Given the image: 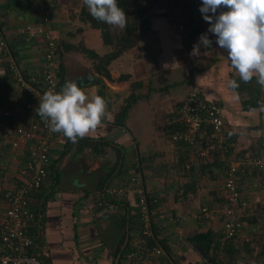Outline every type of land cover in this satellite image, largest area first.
<instances>
[{
  "label": "crops",
  "instance_id": "0c3cea01",
  "mask_svg": "<svg viewBox=\"0 0 264 264\" xmlns=\"http://www.w3.org/2000/svg\"><path fill=\"white\" fill-rule=\"evenodd\" d=\"M42 1L0 0V25L8 46L7 50L0 46V89L5 102L2 107H8L12 112L9 126L26 121L23 115L25 97L8 74V60H15L21 71L27 72L33 81L37 80L44 61L42 29L36 27V37L27 41L26 27L36 25L37 8ZM58 1L60 8L53 17L52 28L54 35L66 44L59 62L67 82H77L90 96L105 98L112 119L105 120L95 133L85 137L96 141V146L105 141L106 145L95 146L101 150L98 153L93 149L95 143L78 151V142L73 143L57 133L50 156L52 161L59 158L58 182L52 187L48 181L44 183L42 196L37 197L34 193L30 203L40 221L39 228L31 227L36 230L33 236L37 242L35 251L46 259L47 264H116L114 253L120 241L118 222L114 217L117 214L97 210L94 196L102 180L113 186H127L129 204L134 210V194L130 192L128 178L140 175L144 188L161 200V206L154 211L155 225L160 230L159 238H164L169 245L171 260L175 264H199L202 257L192 250L187 238L214 225L211 220L204 224L197 221V199L174 201L173 192L186 177L178 166L177 148L165 138V118L172 107L196 92L220 104L223 121L235 135L243 118L252 123L256 120L258 111H243L239 96L227 87L229 79L239 77L226 58L227 51L220 48L216 36L208 32L210 24L202 26L198 35L190 37L189 32H179L172 17L166 13L149 11L150 32L142 35L133 48L124 50L110 61L106 67L110 78H106L96 71L97 60L82 50L70 48L82 44L99 56L110 51L103 44L99 30L89 28L77 19L81 0ZM78 28L82 31L78 32ZM201 34H207L212 44L208 48L200 45L199 55H191ZM89 76L93 79L89 80ZM121 76L124 79H119ZM136 83L139 85L133 89L132 85ZM131 93L140 97L129 109L125 125L114 123V115ZM138 112L146 114L148 121L139 119ZM157 114L161 117L159 122L155 119ZM263 116L264 113L262 128ZM259 128L256 125L254 131ZM236 147L244 150L247 144ZM19 152L3 151L0 169L7 186L16 181L23 163L24 155ZM181 154L184 158V153ZM134 164L140 165L142 173H134ZM254 185L256 183L251 187ZM248 229L247 225L239 233L241 240L251 239ZM245 260L251 262L247 255L237 258L235 264H245Z\"/></svg>",
  "mask_w": 264,
  "mask_h": 264
},
{
  "label": "trees",
  "instance_id": "16d2710c",
  "mask_svg": "<svg viewBox=\"0 0 264 264\" xmlns=\"http://www.w3.org/2000/svg\"><path fill=\"white\" fill-rule=\"evenodd\" d=\"M170 3V11L168 12V16H174L175 11L178 10V18L171 19L172 23L176 24V27L185 22L183 21V17L186 15L189 9V5L191 0H166ZM50 3L54 4L55 12L50 14V22H49V30L55 44L54 48V68L56 70L57 75V92H59L67 79L65 77L63 66L59 59L62 56L63 50L66 48V44L58 39L56 35H54V30L52 28L53 25V17L60 8V2L58 0H44L39 3L37 8V22L36 25L33 26V30L36 32V27L41 28L42 30L45 29L44 22H43V12L39 9L42 5H48ZM148 0H118V5L124 9L127 18V25L124 29L114 28L104 22L97 21L94 19L87 9V7L83 4L81 0L80 9H78V13L76 14L77 19L81 21L84 25L88 26L92 29H97L100 31L101 39L103 44L106 47L110 48V51L102 56L95 54L94 52H90L86 50L83 45L81 47L70 46L71 49L74 50H82L86 52L89 56L97 60L95 64V69L97 72H101L106 78H110L106 67L113 59H116L118 56L122 54L124 50L133 48L139 41V38L150 32V16L148 15L149 4ZM165 15V14H164ZM182 18V19H181ZM181 19V20H180ZM202 26H194L193 28H188L186 24V30L183 32H189V36L193 37L198 35L200 32V28ZM2 27L0 25V36L5 42V47L8 49L5 36L2 32ZM78 32H81V28L77 29ZM4 38H3V36ZM27 35V33H26ZM27 37V36H26ZM43 39V33H42ZM27 40V39H26ZM190 40V39H189ZM28 41V40H27ZM45 44H44V56H45ZM63 47V48H62ZM69 48V46H68ZM67 48V49H68ZM6 49V50H7ZM15 61V60H14ZM16 63V61H15ZM44 63V61H43ZM8 74L13 79L12 73L8 67ZM40 69L38 78L36 81H33V78L25 71H21V75L24 81L31 87L39 89L41 87V75ZM119 79H124V77H120ZM239 83V88L235 89V93L240 98L241 108L243 111H254L260 110L262 100L263 91L260 85L256 82V79L250 83L242 82L239 77H234ZM16 84V83H15ZM100 84V82H99ZM138 83L132 85V88L138 87ZM19 87V86H18ZM24 94L25 100L27 98L26 92L24 89L20 88ZM1 90V89H0ZM195 93V99H198L200 102L210 103L212 101L206 99L201 94ZM139 95L131 93L125 104L121 106V109L115 114L113 122L119 125H125V120L127 119V113L131 106L137 101ZM3 97L0 98V106H4L5 102H3ZM203 102V103H204ZM183 103L180 102L175 112L172 113L171 120L166 122L164 133L167 140L172 141V135L176 132L183 133L185 127L183 126L184 123L180 122L179 118L181 117L179 113V106ZM8 110H10L7 107ZM200 114L202 111L200 110ZM222 116V115H221ZM223 119V118H222ZM11 117H7L5 121L6 125L8 126ZM224 122V121H223ZM225 124V123H224ZM226 126L222 129L223 137V146L221 152H224L225 157L232 156L235 158L236 152H233L236 146L234 143V139L236 135L233 134L231 131L225 130ZM215 131L210 126H201L200 129L196 130V138L206 139L208 136H212V133ZM173 145L178 148L176 158H178V166L180 167L181 173L184 175L185 180L178 183L177 187L175 188L173 195L174 201H181L187 200L190 198H195L199 201V210L197 214L203 213L200 218H197V221L204 224L211 220L214 226L211 225L209 229L205 232L196 233L194 235H190L187 238L189 245L191 246L192 250L198 253L200 256L201 254L197 251L194 245L200 247L206 254L207 258L202 257L201 262L199 264H235V260L237 258H250V263L245 260V264H264V200H256L254 194H248L247 186H252L255 178H259V181L264 180V170L258 169L257 166L254 165L253 161L261 159L264 161V144L258 145L255 149H244L240 150L236 156L247 155L248 151H254V153L249 154V158L253 160H248V157L245 156V159H237L243 162L238 170L236 171L237 175V192L239 194V204L237 207H233L228 200V196L225 192L224 182L227 175L228 165H226L225 159L220 155V153H213V156L210 158H201V159H192L191 154L194 150H196L195 146L187 145L182 139L178 141H172ZM218 143V141H214ZM95 143V145H94ZM104 142H99L97 146L104 145ZM260 144V143H259ZM93 146V149L96 153L100 152V149L96 147V141L89 139V138H81L78 141V151H81L84 147ZM106 145V144H105ZM31 146V142L23 148L20 153L24 155V160L28 155L29 147ZM96 146V147H95ZM95 147V148H94ZM4 150H10L9 145H5L3 148ZM51 152V150H50ZM181 153H184V158H181ZM23 158V157H22ZM240 158V157H239ZM190 159V160H189ZM2 160V158H1ZM23 160V161H24ZM59 162V158L56 160L51 159V164L47 170H49L48 175V183L50 187L58 182L59 179V168L57 163ZM250 162V163H248ZM132 169L134 173L140 174L142 173V169L140 165L134 164ZM109 174H107L108 176ZM106 176V177H107ZM261 179V180H260ZM141 181V180H140ZM142 183V181H141ZM210 183V185L208 184ZM258 183V182H257ZM259 185V183H258ZM105 187L113 186L110 182H106V180H102L97 187L95 198L93 200L95 207L99 211L111 212L116 213L117 215L114 216L118 222V228L120 231V241L114 253L116 264H120L124 261V256L131 250H137L141 248H147L153 246L156 241L164 249L167 259L171 260V253L170 248L165 239L159 238L160 230L155 225V210H157L161 205V200L153 195L150 191L144 188L146 197L149 203V209L151 211V228L153 230V238H145L141 234V224L138 220V210L130 206L129 200L122 198L121 196H116L114 194H104L100 195V191ZM261 184L254 188L251 187L253 190H260ZM35 190L31 193V197L36 193V196H42L43 191L41 189ZM202 188H208L207 192H201ZM99 200L103 202L102 205H98ZM113 204L115 206L114 210L108 211L107 206ZM31 208V206H30ZM205 208V212H202V209ZM258 215V216H257ZM232 218L234 223H237L238 226L234 227V231L232 235L228 238H224L225 232V224ZM244 223V224H243ZM201 225V224H200ZM249 226L248 234L251 239H244L241 240L239 237V233L244 230L246 226ZM245 226V227H244ZM254 226V227H253ZM251 227V228H250ZM256 227V228H255ZM254 228V229H252ZM247 231V229H245ZM29 233L33 237L36 234L35 227L29 229ZM33 234V235H32ZM39 237V236H38ZM34 238V237H33ZM38 241V240H37ZM36 241L28 247L29 252H37L35 251ZM240 253V254H239ZM241 253H244L241 256ZM41 257H43L41 255ZM44 258V257H43ZM44 260H46L44 258ZM244 260V259H243ZM173 262V261H172ZM174 263V262H173ZM175 264V263H174Z\"/></svg>",
  "mask_w": 264,
  "mask_h": 264
},
{
  "label": "built area",
  "instance_id": "2783aa9c",
  "mask_svg": "<svg viewBox=\"0 0 264 264\" xmlns=\"http://www.w3.org/2000/svg\"><path fill=\"white\" fill-rule=\"evenodd\" d=\"M202 0H191L188 12L183 18L184 23L177 26L179 32L194 26H204L209 24L204 20L200 11ZM39 9L43 12V22L45 29L42 30L43 42L45 44L44 63L42 65L41 87L39 89L29 86L23 79L20 68L12 58L8 60V67L12 73L13 79L19 88L26 92V100L23 107V115L25 123L17 126H7L5 121L7 117H11L12 112L7 108L0 106V161L3 156V148L5 145L10 146L12 152H19L31 142L28 155L18 169L16 181L7 186L5 183L4 172L0 169V264H47L41 254L38 252H29L28 247L35 240L29 233L32 226L40 227L39 216L30 208L31 193L39 190L41 186L48 181L49 170L51 164V153L56 132H52L49 126L37 114L36 108L39 105L42 95L49 90L57 92V75L54 68V48L49 22L50 14L55 12L53 3L42 5ZM224 9H218L217 14ZM211 15V13H208ZM27 40L36 37V32L32 26L26 27ZM0 46H5L4 40L1 38ZM6 48V47H5ZM7 49V48H6ZM195 93H190L188 98L179 106L178 110L181 114L179 120L184 123V132H176L172 135V141L182 139L187 145L195 146L191 154V159L210 158L213 153L220 155L225 159L228 165L227 175L224 182L225 192L228 196L229 203L235 208L239 204V194L237 192V175L236 171L243 165L232 157H225L222 150L223 139L222 129L224 122L222 119V109L218 102L206 101L200 102L195 99ZM3 92L0 90V98ZM200 110L202 114H200ZM201 126H210L215 131L212 136L206 139L196 138V130ZM218 141L215 143L214 141ZM173 143V142H172ZM20 153V152H19ZM254 165L260 170H264V161L258 159L253 161ZM250 163V162H248ZM130 192L134 194L136 201V209L138 210V220L141 224V234L145 238H153V230L151 228V211L149 209L148 199L144 190V186L138 178L129 177ZM127 186H111L104 187L100 191V195L114 194L128 199ZM103 202L99 200L98 205ZM108 211L114 210L115 206L110 204L107 206ZM205 212V208L202 209ZM203 213L197 214L196 218H200ZM237 223L232 218L225 224L224 238L228 239ZM120 264H174L167 259V255L158 241L153 246L147 248H139L131 250L124 256V261Z\"/></svg>",
  "mask_w": 264,
  "mask_h": 264
},
{
  "label": "clouds",
  "instance_id": "9594fccd",
  "mask_svg": "<svg viewBox=\"0 0 264 264\" xmlns=\"http://www.w3.org/2000/svg\"><path fill=\"white\" fill-rule=\"evenodd\" d=\"M89 14L97 21L124 29L127 16L118 0H82ZM226 8L227 11L218 9ZM203 18L210 24L208 32L216 36V43L227 51L230 66L239 79L250 83L253 78L264 90V0H202ZM208 13H211L209 15ZM212 41L201 34L191 55H199V47H210ZM89 80L93 77L89 76ZM235 79L227 81L231 90L239 88ZM260 111H264V102ZM37 114L50 131L61 133L73 143L95 133L112 116L108 101L100 95H89L77 82L68 81L59 91H46L36 108Z\"/></svg>",
  "mask_w": 264,
  "mask_h": 264
},
{
  "label": "rangeland",
  "instance_id": "374dc122",
  "mask_svg": "<svg viewBox=\"0 0 264 264\" xmlns=\"http://www.w3.org/2000/svg\"><path fill=\"white\" fill-rule=\"evenodd\" d=\"M148 4H149V10H148V12L149 11H152V12H155V11H157L158 12V14H159V12L161 13H166V14H168V12L170 11V3L169 2H167L166 0H148ZM156 12V13H157ZM162 13H161V15H162ZM175 14H177L178 15V10L177 11H175V13H174V16H172V18L173 19H175L176 18V16L177 15H175ZM184 18V17H183ZM182 19V18H181ZM180 19V20H181ZM172 24V23H171ZM176 25V24H175ZM207 25V24H206ZM172 26L174 27V24H172ZM119 29V28H118ZM191 40H189L188 42H190ZM142 44V43H141ZM181 78V72L180 71H178V79H180ZM181 80L182 79H180V81L179 82H181ZM167 92H170V90H168ZM207 97V96H206ZM263 97H264V94H263ZM188 98V95L186 96V98L183 100V102L186 100ZM178 102V101H177ZM176 102V103H177ZM176 103H174V106H175V104ZM179 104V103H178ZM177 104V105H178ZM177 105H176V107H177ZM176 107L175 108H171L170 110L172 111H169V114L167 115V117L165 118V124H166V122H168V121H170L171 120V117H172V113L173 112H175V109H176ZM174 109V110H173ZM119 111V110H118ZM258 112H257V116L255 117V119L256 120H254L253 121V123L252 122H248V121H245L244 120V118H243V120H241L238 124H240L242 121H243V124H241L240 126V129H239V131H238V133H237V135H236V138L234 139V143H235V145L234 146H238V147H241V146H244L245 144H247V148L246 149H255L258 145H262V144H264V125H263V128H262V113H263V111H260V110H257ZM115 116V115H114ZM138 118L140 119H142V121L143 122H145V121H148V118H147V115L146 114H143V115H140L139 114V112H138ZM161 117L157 114V116H156V121H161V119H160ZM136 121V120H135ZM138 121V120H137ZM137 125H138V123H137ZM258 126V127H260L256 132L254 131V129H255V126ZM226 126V128H225V130H228V131H231L228 127H227V125H225ZM249 130H251L250 132H249ZM163 135H164V133H163ZM224 136V134H222V139H224L225 137H223ZM238 137H239V139H238ZM164 138V137H163ZM166 138V137H165ZM164 138V139H165ZM167 139V138H166ZM165 139V140H166ZM240 140V141H238V140ZM260 143V144H259ZM178 149V148H177ZM179 150V149H178ZM241 150V149H240ZM240 150L239 149H237V147H235L234 148V150H233V152H236V154H235V158L234 157H232V156H229V157H232V158H234V160H236L237 162H238V165H240L242 162H241V160H237V159H242V160H244L245 159V156H247L248 157V160H253L252 158H249V157H251V156H249V154H252V153H254V151L252 152V151H248L247 153V155H242V156H236L237 154H238V152H240ZM240 157V158H239ZM237 158V159H236ZM138 176V177H137ZM137 176H132V177H134V178H138V180H141L140 179V175H137ZM261 180V179H260ZM254 182L256 183V185H254V188L255 187H257V186H259L260 184H261V188H260V190H253L249 185H246L247 186V191H246V193H250V194H254L255 195V199L256 200H264V180L263 181H259V178H255V180H254ZM259 183V185H258V183ZM207 190H208V188H202V190H201V192H207ZM133 199V198H132ZM133 204H134V208H136V201L133 199ZM194 247L195 248H197L198 246L197 245H194ZM198 251V250H197Z\"/></svg>",
  "mask_w": 264,
  "mask_h": 264
},
{
  "label": "water",
  "instance_id": "95a60500",
  "mask_svg": "<svg viewBox=\"0 0 264 264\" xmlns=\"http://www.w3.org/2000/svg\"><path fill=\"white\" fill-rule=\"evenodd\" d=\"M263 118H264V116H263ZM196 249L198 250V252L201 254L202 257L207 258L205 252L200 247H197Z\"/></svg>",
  "mask_w": 264,
  "mask_h": 264
}]
</instances>
